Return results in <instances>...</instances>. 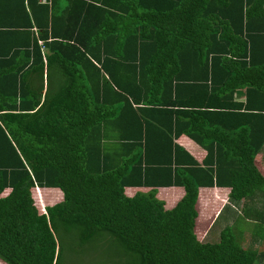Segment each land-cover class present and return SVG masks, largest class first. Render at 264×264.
<instances>
[{
  "label": "trees",
  "instance_id": "obj_1",
  "mask_svg": "<svg viewBox=\"0 0 264 264\" xmlns=\"http://www.w3.org/2000/svg\"><path fill=\"white\" fill-rule=\"evenodd\" d=\"M263 150L264 0H0V264H264ZM214 187L251 245L199 238Z\"/></svg>",
  "mask_w": 264,
  "mask_h": 264
},
{
  "label": "rangeland",
  "instance_id": "obj_2",
  "mask_svg": "<svg viewBox=\"0 0 264 264\" xmlns=\"http://www.w3.org/2000/svg\"><path fill=\"white\" fill-rule=\"evenodd\" d=\"M166 190H161V192L158 193V196L163 198V200H166L167 205L173 207L177 200L181 197L182 191H179V189H172L170 191ZM9 191L10 189L4 192L3 195L8 194ZM127 192L132 194L134 190L127 189ZM34 196L37 204L42 203L41 200L46 203L44 207L55 204L62 199V197L59 198L61 194H53L52 192L37 193L35 191ZM227 201V193L225 191L219 189L203 190L199 201L200 214L196 226V231L199 234V238L208 242H218L221 238L222 230L229 224H235L238 220V228L245 232L243 246L246 247L251 245V241L253 240L252 230H255L256 223L252 224L250 220L240 218L241 210H239L237 207L225 209L221 217L216 220L212 227L217 213L221 210L224 203H227ZM233 220H235L234 223ZM71 238L75 237H70V239ZM70 239L65 240V246L68 250H66V259L64 260L63 264H99L101 261H111L117 255V249L110 242H106V240L103 241V243L93 246L85 251L77 252L73 249L67 248V246L71 248L72 242ZM257 247L263 249L264 244H257Z\"/></svg>",
  "mask_w": 264,
  "mask_h": 264
},
{
  "label": "crops",
  "instance_id": "obj_3",
  "mask_svg": "<svg viewBox=\"0 0 264 264\" xmlns=\"http://www.w3.org/2000/svg\"><path fill=\"white\" fill-rule=\"evenodd\" d=\"M178 142L180 143V144H182L184 147H186L188 150H190L198 159H200V160H202L203 159V157H204V154H206V151L204 150V148H202L196 141H194L192 138H190L189 136H187V135H182L181 137H179L178 138ZM257 163L259 164V165H262V168L264 169V150L263 151H261V153H260V155H259V158L257 159ZM128 190H134V192L132 193V194H129L128 192V194L129 195H133L135 192H136V190H137V188H135V187H129V188H127ZM167 189V190H166ZM172 189H179V191H182V195H183V193H184V189H183V187H177V186H172V187H166V188H160L159 189V192L158 193H160L161 192V190L163 191V190H166V191H170V190H172ZM205 189H218L217 187H214V188H205ZM219 190H222V191H225L227 194H228V189H219ZM60 194H61V196H59V198L60 197H62L63 196V194L60 192ZM60 194H58V195H60ZM182 195H181V197H182ZM219 195V194H218ZM220 196V195H219ZM180 197V198H181ZM63 198V197H62ZM163 199V198H162ZM166 201V200H165ZM178 201V200H177ZM167 205V204H166ZM167 207H170L169 205H167ZM218 214V213H217ZM216 218V217H215ZM215 220V219H214Z\"/></svg>",
  "mask_w": 264,
  "mask_h": 264
}]
</instances>
